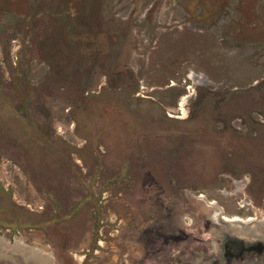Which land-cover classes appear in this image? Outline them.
Instances as JSON below:
<instances>
[{
    "label": "rangeland",
    "instance_id": "obj_1",
    "mask_svg": "<svg viewBox=\"0 0 264 264\" xmlns=\"http://www.w3.org/2000/svg\"><path fill=\"white\" fill-rule=\"evenodd\" d=\"M169 209L264 229V0H0V257L164 264Z\"/></svg>",
    "mask_w": 264,
    "mask_h": 264
},
{
    "label": "flooded vegetation",
    "instance_id": "obj_2",
    "mask_svg": "<svg viewBox=\"0 0 264 264\" xmlns=\"http://www.w3.org/2000/svg\"><path fill=\"white\" fill-rule=\"evenodd\" d=\"M173 213L174 209H169L162 221L142 231L148 251H152L148 256L161 258L164 264H264V229L250 227L244 232H235L224 229L223 223L206 220L202 237L197 239L191 232L185 233L180 219H175ZM193 225L186 224V227ZM194 241L201 247L193 251L188 246ZM182 243L185 249L178 251ZM166 248L175 252L173 256ZM167 259L170 260L165 263Z\"/></svg>",
    "mask_w": 264,
    "mask_h": 264
},
{
    "label": "water",
    "instance_id": "obj_3",
    "mask_svg": "<svg viewBox=\"0 0 264 264\" xmlns=\"http://www.w3.org/2000/svg\"><path fill=\"white\" fill-rule=\"evenodd\" d=\"M3 248V246H0V249ZM1 253V251H0ZM26 258L24 260H21L20 258H17L15 264H30L35 262V259L31 255L25 256ZM0 264H7L6 261L3 259V257H0ZM35 264V263H34Z\"/></svg>",
    "mask_w": 264,
    "mask_h": 264
},
{
    "label": "bare ground",
    "instance_id": "obj_4",
    "mask_svg": "<svg viewBox=\"0 0 264 264\" xmlns=\"http://www.w3.org/2000/svg\"><path fill=\"white\" fill-rule=\"evenodd\" d=\"M182 106V105H181ZM238 222H241L240 220H238V219H232L231 221H230V223H238ZM20 254H22V253H20ZM30 264H34V263H31V262H29ZM13 264V263H12Z\"/></svg>",
    "mask_w": 264,
    "mask_h": 264
}]
</instances>
